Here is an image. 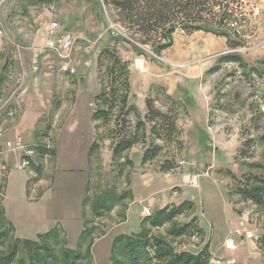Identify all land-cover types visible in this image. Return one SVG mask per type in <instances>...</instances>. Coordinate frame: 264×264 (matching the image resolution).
<instances>
[{
  "label": "rangeland",
  "instance_id": "obj_1",
  "mask_svg": "<svg viewBox=\"0 0 264 264\" xmlns=\"http://www.w3.org/2000/svg\"><path fill=\"white\" fill-rule=\"evenodd\" d=\"M220 3L211 22L178 20L172 45L157 52L164 39L144 44L115 21L105 0H0V149L20 136L37 150L24 169L14 167V152L0 154L1 223L15 227L0 254L20 239L14 264L65 249L85 256L78 263L118 264L124 258L116 237L144 228L176 252L208 251V264H264V203L240 193L264 179V113L256 97L264 96V0ZM52 22L58 35L76 38L69 54L47 47L41 29ZM107 49L129 63L130 104L146 123L143 141L120 157L114 147L139 118L93 120L96 96L108 84L109 62H99ZM232 54L241 61L226 60ZM149 100L170 119L161 138L147 118ZM40 145L55 154L41 155ZM157 145L159 155L145 163L144 152ZM185 201L193 209L174 222H144ZM191 221L195 232L171 234ZM243 227L255 231L254 242L240 237ZM55 228L59 244L48 235Z\"/></svg>",
  "mask_w": 264,
  "mask_h": 264
},
{
  "label": "trees",
  "instance_id": "obj_2",
  "mask_svg": "<svg viewBox=\"0 0 264 264\" xmlns=\"http://www.w3.org/2000/svg\"><path fill=\"white\" fill-rule=\"evenodd\" d=\"M105 4L114 12L115 21L123 25L132 35L139 36L144 44H151V40L154 37L160 36L164 39L163 43L161 42L157 45V52L165 50L172 45L173 34L176 31L178 20L184 18L211 22L210 16L213 14L214 9L222 7L220 0H105ZM202 26L185 25L184 28L190 31L201 29ZM226 60L240 62L241 57L232 54ZM107 61L109 62L107 67L108 84L96 96L99 108L94 111L93 120L96 122H110L119 113L120 115L116 118V122L119 125L120 120L127 124L130 121L129 116L132 114L139 118L134 129L130 127L129 130L125 131L114 147V156L120 157L122 153L143 141L144 134L142 135L141 131L146 123L141 120L138 108L130 104L129 63L124 61L115 51L109 49L99 56L100 65L102 62L107 63ZM147 105V118L151 122H156L153 129L157 137L161 138V133L165 132V125H168L170 121L168 114L156 108L151 100L148 101ZM96 146L97 143L95 142L90 149V153L95 150ZM37 149L41 155L55 154V151L46 145H40ZM160 150V145L147 149L144 152L143 161L146 163L155 159L159 155ZM31 165H34L33 161H30ZM38 170H40V167H38ZM240 193L243 197L258 205L263 204L264 179L255 181L253 185L242 187ZM193 207L194 203L192 201H185L179 206L161 208L155 213L148 215L144 222H148L150 226L155 228L163 227L168 223L174 222L177 217L184 214L185 211L192 210ZM1 218L0 247L12 240L13 231L15 230L13 223L6 219H2V222H7L8 226H3ZM196 228L195 221H191L174 228L171 234L182 236L195 232ZM61 233L62 230L60 228H55L48 235L55 239V244H59ZM81 237L82 239L86 238L83 234ZM23 241L28 243L29 240ZM116 242L121 246L122 257L124 258L118 264H208L209 262L208 251L199 253L176 252L168 241L150 235L149 231L144 228L138 233L121 234L116 237ZM20 243V239L15 240L12 250L0 254V264L15 263L17 256L22 251ZM40 248L41 250L45 249L46 252L49 250L43 245ZM86 249L89 255L90 247L87 246ZM35 256L34 259L36 260L31 262V264H82L78 262L83 257L85 258L79 250L69 249H65L61 256H57L51 251L47 254L45 253L43 258L38 253Z\"/></svg>",
  "mask_w": 264,
  "mask_h": 264
},
{
  "label": "built area",
  "instance_id": "obj_3",
  "mask_svg": "<svg viewBox=\"0 0 264 264\" xmlns=\"http://www.w3.org/2000/svg\"><path fill=\"white\" fill-rule=\"evenodd\" d=\"M58 28H59L58 22L47 23L44 25V27H42L41 34L42 35L46 34L49 38V40L47 41V47L55 49V50L63 51L69 54V52L74 47L76 38L70 32H66L61 35H58L56 33ZM36 64H37V60L34 61V67H33L34 72H37L39 70V66ZM67 68L68 67L66 66V69ZM24 81H25L24 75H21L18 77L17 82L20 83L19 88L23 86ZM256 97L259 101V107L262 113H264V96L257 95ZM15 112H16L15 108L9 109V115L13 116L15 115ZM36 151L37 150H34V145L26 143L22 137L18 136L15 140L8 141L6 148L4 149L3 147V149H0V154H2L3 152H14V154L17 157L16 161L14 162V167L24 169V168L30 167V161H34V156L36 154ZM3 162H4V159L2 161L0 160V166L2 167H3ZM145 213H150V212L149 210H146ZM239 233H240L239 234L240 237L243 240L244 239L251 240L254 242L257 239V235L255 231H248L244 227L241 229V231H239ZM226 247L228 249L234 248L235 240L233 238H228L226 241ZM219 263H220L219 261L215 260L214 264H219Z\"/></svg>",
  "mask_w": 264,
  "mask_h": 264
},
{
  "label": "bare ground",
  "instance_id": "obj_4",
  "mask_svg": "<svg viewBox=\"0 0 264 264\" xmlns=\"http://www.w3.org/2000/svg\"><path fill=\"white\" fill-rule=\"evenodd\" d=\"M142 64H143L142 61H139V64H138V65H139V66H142Z\"/></svg>",
  "mask_w": 264,
  "mask_h": 264
},
{
  "label": "crops",
  "instance_id": "obj_5",
  "mask_svg": "<svg viewBox=\"0 0 264 264\" xmlns=\"http://www.w3.org/2000/svg\"><path fill=\"white\" fill-rule=\"evenodd\" d=\"M150 214V213H149ZM224 245V244H223Z\"/></svg>",
  "mask_w": 264,
  "mask_h": 264
}]
</instances>
